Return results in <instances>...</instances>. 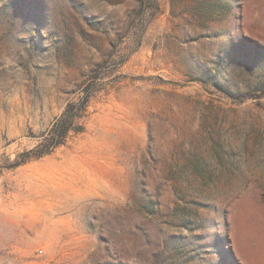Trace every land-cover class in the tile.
<instances>
[{
	"label": "rangeland",
	"instance_id": "rangeland-1",
	"mask_svg": "<svg viewBox=\"0 0 264 264\" xmlns=\"http://www.w3.org/2000/svg\"><path fill=\"white\" fill-rule=\"evenodd\" d=\"M0 264H264V0H0Z\"/></svg>",
	"mask_w": 264,
	"mask_h": 264
},
{
	"label": "trees",
	"instance_id": "trees-1",
	"mask_svg": "<svg viewBox=\"0 0 264 264\" xmlns=\"http://www.w3.org/2000/svg\"><path fill=\"white\" fill-rule=\"evenodd\" d=\"M88 98L89 96L85 95L69 102L62 113L42 133V141L33 148L18 153L12 165L18 166L30 159L45 156L62 144L71 133L81 132L83 130L81 119L87 113Z\"/></svg>",
	"mask_w": 264,
	"mask_h": 264
}]
</instances>
